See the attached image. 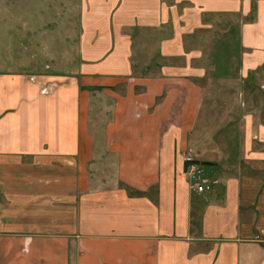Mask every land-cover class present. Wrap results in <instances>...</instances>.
<instances>
[{
    "label": "crops",
    "instance_id": "1",
    "mask_svg": "<svg viewBox=\"0 0 264 264\" xmlns=\"http://www.w3.org/2000/svg\"><path fill=\"white\" fill-rule=\"evenodd\" d=\"M72 5L80 77L0 74V264H264V78L231 103L194 62L236 25L264 76V0Z\"/></svg>",
    "mask_w": 264,
    "mask_h": 264
},
{
    "label": "rangeland",
    "instance_id": "2",
    "mask_svg": "<svg viewBox=\"0 0 264 264\" xmlns=\"http://www.w3.org/2000/svg\"><path fill=\"white\" fill-rule=\"evenodd\" d=\"M73 1L69 5V0H0V74L14 72L27 76L29 80L61 75L70 78L80 77L75 73L82 63L81 54H63L70 46L73 47V28L70 29V38L67 40L68 30L64 27L68 17L74 18V11L70 10ZM236 30L234 25L225 33L216 35L215 29L212 35L214 43H207L211 49L207 48L205 54L194 60L195 63L204 66L207 72L198 83L212 84L211 89L219 94L217 96L231 103L235 99H240V93L244 96L245 85L248 91L252 89L248 94L253 93V99L258 101L261 95L259 87L264 76L255 74L249 79L240 77V54H237L239 46L236 37L234 38ZM215 37H218V41H215ZM48 47L54 54L52 51V54L46 53ZM150 55L148 65L151 67L157 61H164L158 59L156 55L155 57L153 54ZM143 57L145 54L132 56L134 76L141 75L143 71V62L147 61ZM221 84L225 87L223 90L214 89ZM234 87H237L236 90ZM207 94L211 101L217 98L212 97L213 92L209 91ZM201 167L203 168L202 165ZM209 182L212 187V181Z\"/></svg>",
    "mask_w": 264,
    "mask_h": 264
},
{
    "label": "built area",
    "instance_id": "3",
    "mask_svg": "<svg viewBox=\"0 0 264 264\" xmlns=\"http://www.w3.org/2000/svg\"><path fill=\"white\" fill-rule=\"evenodd\" d=\"M185 162H187L188 164L186 167V173L190 179L193 188L199 193H204L210 190V182L206 178L201 165L197 164V162L190 156H187L185 158Z\"/></svg>",
    "mask_w": 264,
    "mask_h": 264
},
{
    "label": "trees",
    "instance_id": "4",
    "mask_svg": "<svg viewBox=\"0 0 264 264\" xmlns=\"http://www.w3.org/2000/svg\"><path fill=\"white\" fill-rule=\"evenodd\" d=\"M255 8H256V7H255V4H253V8H252V11H253V12L255 11Z\"/></svg>",
    "mask_w": 264,
    "mask_h": 264
}]
</instances>
